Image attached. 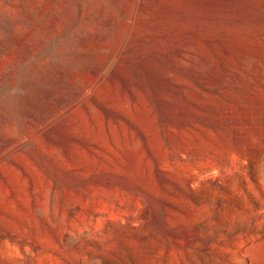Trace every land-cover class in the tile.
Listing matches in <instances>:
<instances>
[{
	"label": "rangeland",
	"instance_id": "obj_1",
	"mask_svg": "<svg viewBox=\"0 0 264 264\" xmlns=\"http://www.w3.org/2000/svg\"><path fill=\"white\" fill-rule=\"evenodd\" d=\"M0 264H264V0H0Z\"/></svg>",
	"mask_w": 264,
	"mask_h": 264
}]
</instances>
